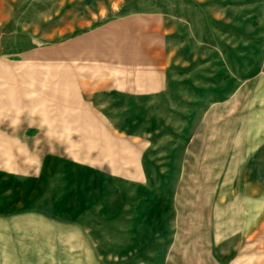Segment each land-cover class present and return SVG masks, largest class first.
Masks as SVG:
<instances>
[{
    "label": "rangeland",
    "instance_id": "obj_1",
    "mask_svg": "<svg viewBox=\"0 0 264 264\" xmlns=\"http://www.w3.org/2000/svg\"><path fill=\"white\" fill-rule=\"evenodd\" d=\"M264 0H0V264H264Z\"/></svg>",
    "mask_w": 264,
    "mask_h": 264
},
{
    "label": "crops",
    "instance_id": "obj_2",
    "mask_svg": "<svg viewBox=\"0 0 264 264\" xmlns=\"http://www.w3.org/2000/svg\"><path fill=\"white\" fill-rule=\"evenodd\" d=\"M263 5H264V3H263Z\"/></svg>",
    "mask_w": 264,
    "mask_h": 264
}]
</instances>
